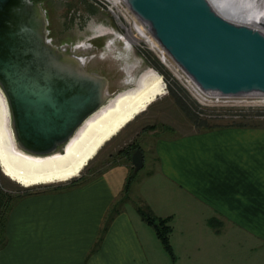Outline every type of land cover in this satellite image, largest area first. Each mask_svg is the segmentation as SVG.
Masks as SVG:
<instances>
[{
  "label": "crops",
  "instance_id": "1",
  "mask_svg": "<svg viewBox=\"0 0 264 264\" xmlns=\"http://www.w3.org/2000/svg\"><path fill=\"white\" fill-rule=\"evenodd\" d=\"M184 126L141 146L150 169L133 188L130 160L107 152L88 177L17 195L0 264H175L163 262L141 206L169 218L172 250L186 248L188 264H264V120Z\"/></svg>",
  "mask_w": 264,
  "mask_h": 264
},
{
  "label": "water",
  "instance_id": "2",
  "mask_svg": "<svg viewBox=\"0 0 264 264\" xmlns=\"http://www.w3.org/2000/svg\"><path fill=\"white\" fill-rule=\"evenodd\" d=\"M125 2L200 88L264 95L260 30L225 20L208 0ZM76 51L51 44L39 2L0 0V88L16 144L26 154H64L82 121L109 98L106 79L85 71ZM130 163L133 171L142 168L139 148Z\"/></svg>",
  "mask_w": 264,
  "mask_h": 264
},
{
  "label": "rangeland",
  "instance_id": "3",
  "mask_svg": "<svg viewBox=\"0 0 264 264\" xmlns=\"http://www.w3.org/2000/svg\"><path fill=\"white\" fill-rule=\"evenodd\" d=\"M36 1L39 2L43 11L46 37L50 40L51 44L56 47L68 45L72 51L74 48L76 49L82 46L80 50H77L75 58H79L80 61L83 62L82 64L85 71L102 76L106 79V92L109 96H112V94H115L123 88L132 86L137 76L147 67H151L158 71L165 81L166 94L153 102L144 112L139 114L124 127L116 137L108 141L109 143L107 142L99 150L94 157L95 159H93V161L91 160L84 168L79 178L91 175L95 166L97 167L99 163L105 161L107 152H115L116 155H119V159L122 158L121 156L125 158V154L121 153V151L128 145L137 144L147 149L150 147L151 140L154 137L153 135L156 136L159 133L173 134L175 129L184 131L186 129V126H184L186 122H188V124H194L196 128H209L218 125H252L264 120V102L246 105L240 102V104H232L230 106L219 104L205 105V103H207L205 100L200 102L192 94V91L170 72L161 56L148 48V46L129 28L121 17V14L116 13L114 11L115 8L112 7L107 0ZM261 1L262 0H222L225 5L227 4L226 6L228 8L239 12H248L252 17H257V15H259L258 9L256 8H259V6L263 4ZM102 26H108L110 29L120 32L131 43L132 47H127L128 49H125L126 47H123L124 45L122 42L116 39L110 31H100L99 29ZM87 43L91 47H89V51H85L83 47ZM136 57L142 58V63L136 65L134 68L129 67L127 64H133ZM128 68H131L129 81L125 79L127 74L125 69ZM200 91L203 92L202 94H205L206 99L211 102H218L223 99H236L238 101L237 98L241 95L253 97L256 100H258V98L261 99V97L264 99L263 94L228 93L225 94L224 97L221 96L222 98L216 100L209 97L212 94L210 91H206L202 88H200ZM174 95L177 96V100L180 103L176 102ZM166 130L168 133H164ZM144 151L145 155H147V150ZM109 162L110 161H107V163ZM149 169L150 167L146 163L137 171L129 170L127 184L130 186L132 184L131 187L133 188L138 178L148 175ZM51 185L57 184L34 187H47ZM24 189L25 188L5 178L0 172V218L2 216L4 217L5 213L7 214L6 204L9 205L12 198L21 194ZM126 192L123 191L125 197L128 196ZM115 205L112 206V210L117 208V205ZM213 227L218 229V226L214 224ZM241 244L242 243H239L238 247H240ZM176 251L177 253H174L175 260L173 263L188 264L185 259V255L188 254L187 249H181L180 251L177 249ZM162 252V257H164L163 262H169V260H171L170 256L163 248ZM193 256H191L190 263L194 260ZM252 257L255 258L256 255ZM253 264H255V262H253Z\"/></svg>",
  "mask_w": 264,
  "mask_h": 264
},
{
  "label": "bare ground",
  "instance_id": "4",
  "mask_svg": "<svg viewBox=\"0 0 264 264\" xmlns=\"http://www.w3.org/2000/svg\"><path fill=\"white\" fill-rule=\"evenodd\" d=\"M107 1L115 8L114 11L116 13L121 14L125 23L142 42L153 52L161 56L166 63V67L174 76L187 87L189 85L195 86L194 91L206 97V95L202 94L203 92L200 91L198 84L180 67L168 49L159 42L155 33L143 27L140 15L136 14L134 10L126 4L125 0ZM208 1L212 9L225 20L237 24L248 25L264 33V0L261 1L263 2V4H261L262 6L260 5L259 8H256L259 12L257 17H252L248 12H239L228 8L226 6L227 4L225 5L222 0ZM107 27L108 26H102L99 30L104 32L110 31L116 39L122 42L124 45L123 47H126L125 49L132 47L131 43L124 35ZM83 47L85 51H89L91 48L88 43ZM80 48H76V50H80ZM140 63H142V58L136 57L133 64L129 63L127 65L134 68ZM131 68L125 69L127 74L126 77H124L127 81H129L131 75ZM211 93L209 97L216 100L225 96V94ZM165 94V81L162 75L155 69L147 67L137 76L132 86L123 88L115 94H112V96H109L99 109L82 121L72 136L64 144V154L37 157L26 154L18 148L12 130L11 113L8 102L0 88L1 173L5 178L23 188L59 184L73 180L80 176L84 168L108 141L116 136L139 114L144 112L153 102ZM237 99L244 101L255 100L253 97L242 95Z\"/></svg>",
  "mask_w": 264,
  "mask_h": 264
},
{
  "label": "trees",
  "instance_id": "5",
  "mask_svg": "<svg viewBox=\"0 0 264 264\" xmlns=\"http://www.w3.org/2000/svg\"><path fill=\"white\" fill-rule=\"evenodd\" d=\"M174 98H175L177 103H180L177 100V96L176 95H174ZM136 148H139L141 150V147L139 145L130 144L126 148H124L121 151V153L125 154L124 156H125L126 159L130 160V155ZM132 170H133V168H132ZM41 187H43V186H41ZM41 187L25 188L23 190L22 194L24 195V194L32 193V192L36 191L35 190L36 188H41ZM126 187H127V182H126ZM18 195H20V194H18ZM15 197H13L12 200ZM9 203H10L9 205L6 204L7 212L10 209V206L12 205V202H9ZM138 213H139L140 217L144 220V222L146 224H148L153 229V231L155 233V236L159 240L163 250L170 256L171 260L174 261L175 260V255H174V252L172 250V246H171L170 241H169V234L171 232V226L169 224V218L156 217L155 215H153L151 213L150 209L147 206L139 207L138 208ZM6 215L7 214L5 213L4 217L2 216L0 218V234L4 230V220H5Z\"/></svg>",
  "mask_w": 264,
  "mask_h": 264
},
{
  "label": "built area",
  "instance_id": "6",
  "mask_svg": "<svg viewBox=\"0 0 264 264\" xmlns=\"http://www.w3.org/2000/svg\"><path fill=\"white\" fill-rule=\"evenodd\" d=\"M188 88L192 91V94L195 96V98H197L200 102H202V100L207 101V103H205V105H208V104H210V105L219 104V105H224V106L225 105L230 106L232 104H240V102L242 104H244V105H246V104H257V103L264 102V101H262V100H264L263 98H261L262 100L261 99H258V100L255 99V100H246V101H244V100H238L237 101L236 99H234V100H225V99H223V100H220L218 102H211V101L207 100L206 97L202 96L201 94H197L194 91L195 90V86L193 87V86L189 85ZM259 100H261V101H259Z\"/></svg>",
  "mask_w": 264,
  "mask_h": 264
}]
</instances>
